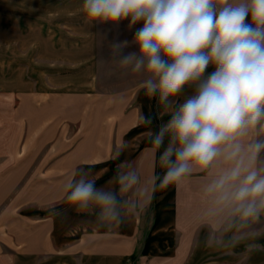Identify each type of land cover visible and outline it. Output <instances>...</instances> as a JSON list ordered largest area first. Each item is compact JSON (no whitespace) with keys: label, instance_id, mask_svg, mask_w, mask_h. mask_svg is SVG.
<instances>
[{"label":"crops","instance_id":"obj_1","mask_svg":"<svg viewBox=\"0 0 264 264\" xmlns=\"http://www.w3.org/2000/svg\"><path fill=\"white\" fill-rule=\"evenodd\" d=\"M83 2L12 0L10 6H0L1 86L9 82L4 80L6 75L20 90L19 77L25 73L28 85H33L26 91H36L41 84L43 89L55 87L51 90L60 94V117L68 116L64 103L69 99L101 102L94 131L104 133L91 144L79 142L74 154L61 156L58 165L65 171V183L54 203L21 209V215L39 220V236L30 238L17 262L21 254H27L34 260L23 264H264V215L250 229L241 228L254 230V237L228 247L206 243L210 234H220L230 220L229 210L215 202L207 187L232 162L220 157L206 170L194 169L178 185L153 188V173L162 176L163 170L148 132L157 131L170 117L158 97H149L140 87L143 74L109 57L110 43L131 42L135 28L128 29V21L118 27L90 21ZM133 50L134 45L125 49ZM23 53L28 54L24 62ZM211 71L209 66L206 74ZM192 91L186 86L177 101ZM75 111L79 113L78 108ZM142 116L152 120L150 126L143 124ZM255 142L256 127L240 140L245 153ZM129 164L140 179L135 187L119 193L130 205L122 209L126 216L119 224L102 222L95 212L78 211L67 202L66 185L79 169L90 171L98 187H115L118 169ZM254 166L260 170L259 155ZM236 231L233 228L225 238ZM12 262H16L14 257Z\"/></svg>","mask_w":264,"mask_h":264},{"label":"clouds","instance_id":"obj_2","mask_svg":"<svg viewBox=\"0 0 264 264\" xmlns=\"http://www.w3.org/2000/svg\"><path fill=\"white\" fill-rule=\"evenodd\" d=\"M83 9L90 21L115 27L128 21V29L135 28L131 42L110 43L109 57L143 74L140 87L158 97L170 117L148 132L163 170L162 176L153 173V188L178 185L223 157L232 166L207 191L229 210L230 220L220 234L209 235L207 246H234L257 235L241 228L250 229L264 215V174L254 166L264 142L245 153L240 140L264 121V0H84ZM130 45L135 50L125 51ZM209 66L213 71L206 74ZM186 86L193 91L178 102ZM141 121L152 123L143 116ZM139 179L129 164L118 169L115 187H98L81 168L66 185V200L102 222L119 224L126 216L122 209L130 206L119 193Z\"/></svg>","mask_w":264,"mask_h":264},{"label":"rangeland","instance_id":"obj_3","mask_svg":"<svg viewBox=\"0 0 264 264\" xmlns=\"http://www.w3.org/2000/svg\"><path fill=\"white\" fill-rule=\"evenodd\" d=\"M11 2L0 0V6H10ZM20 57L24 62L28 54ZM19 79L20 90L18 85H11L6 75L4 80L9 82L4 81V86L0 83V264L34 260L21 254L17 262L18 253L27 247L30 238L39 236V220L21 215V209L54 203L65 183V171L58 165L61 156L74 154L79 142L91 144L104 134L94 131L101 102L69 99L64 103L68 116L60 117V94L51 90L55 87L47 85L43 89L41 84L36 91H26L33 85H28L25 73ZM76 108L79 113H75ZM257 141L264 142V121L256 125ZM259 159L264 173V151L259 153Z\"/></svg>","mask_w":264,"mask_h":264}]
</instances>
